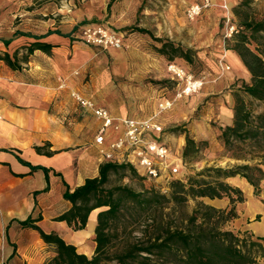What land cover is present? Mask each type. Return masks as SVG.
I'll return each mask as SVG.
<instances>
[{
    "label": "crops",
    "instance_id": "1",
    "mask_svg": "<svg viewBox=\"0 0 264 264\" xmlns=\"http://www.w3.org/2000/svg\"><path fill=\"white\" fill-rule=\"evenodd\" d=\"M24 1L0 0V264H47L56 255L55 246L38 230L21 223L39 216L35 223L41 229L58 233L91 258L97 246L96 212L79 230L57 217L71 207L65 192L99 176L105 162L101 150H107L124 128H108L104 144H98L101 120L72 93L107 108L113 116L136 117L116 104L121 97L115 92L114 69L80 41L83 25L75 29L79 18L72 14L82 13L59 6L50 12L47 6ZM36 42L43 45L36 47ZM231 58L243 66L238 55ZM229 181L253 204L246 215L240 212L249 222L237 225L238 230L249 231L264 247V204L246 179L235 176ZM230 202L208 198L219 209Z\"/></svg>",
    "mask_w": 264,
    "mask_h": 264
},
{
    "label": "rangeland",
    "instance_id": "2",
    "mask_svg": "<svg viewBox=\"0 0 264 264\" xmlns=\"http://www.w3.org/2000/svg\"><path fill=\"white\" fill-rule=\"evenodd\" d=\"M32 2L35 6H47L50 12L58 6L69 13L80 11V17L72 14L79 18L76 26L104 23L120 33L124 45L119 49L95 46L83 39L80 41L94 49L96 59L106 60L110 69H114L115 92L121 97L115 100L116 104L119 102L123 105L131 117L146 118L157 114L158 121L164 127L160 139L172 150L178 171H166L158 178H151L141 167L128 162L136 173L123 180L113 176V183L122 181L138 191L152 188L169 195L171 180L187 182L190 177L199 176L209 167L258 164L264 172V141L254 146L250 141L232 139L227 147L220 135L222 127L233 124L238 106H244L252 115L264 112V101L253 98L242 87L243 83H251L254 75L238 51L231 49L240 44L242 37L239 34L244 31L248 38L241 46L248 47L264 61V31L254 33L244 25L245 22L264 21V0H210L209 6L196 15H191L189 10L194 5H202L205 0ZM165 42H172L188 53L190 61L180 56L170 60L160 51ZM167 50H171V47L168 46ZM232 54L238 55L246 71L232 60ZM246 59L255 64L250 54H246ZM172 66L182 75L172 71ZM189 76L203 81L202 87L193 93L185 92ZM167 100L172 102V106L162 110L160 105ZM114 118V129L117 131L121 127L117 128L119 120L123 117ZM188 136L195 144L184 157ZM254 175L257 177L260 173L255 171ZM236 177L243 178L239 175ZM226 181L232 185L229 178ZM250 186L254 196L264 204V175L258 188ZM234 196L237 198L238 195ZM201 200L209 204L208 197ZM230 204L225 210L234 205L237 217L228 222L226 228L245 232L238 230V226L245 225L246 219L248 223L249 218H241L240 212L246 215L253 207L252 202L244 198ZM195 205V200H189L186 210L190 212ZM95 212L97 214L99 210ZM166 212H170L169 208ZM104 264L116 263L111 261Z\"/></svg>",
    "mask_w": 264,
    "mask_h": 264
},
{
    "label": "trees",
    "instance_id": "3",
    "mask_svg": "<svg viewBox=\"0 0 264 264\" xmlns=\"http://www.w3.org/2000/svg\"><path fill=\"white\" fill-rule=\"evenodd\" d=\"M244 25L254 33L264 31V21L245 22ZM239 35L242 37L240 44L231 49L238 51L254 75L252 82L243 83L242 87L253 98L264 101L263 58L241 46L248 37L244 31ZM34 45L43 44L36 42ZM168 46L171 50H167ZM160 51L170 60L175 56L187 61L191 59L172 42H165ZM246 54L252 56L255 64L246 59ZM220 135L227 147L232 139L259 145L264 141V112L252 115L244 106H238L233 124L222 127ZM186 141L184 157L195 144L189 136ZM255 171L260 175L256 177ZM135 173L129 163L105 162L100 166L99 176L88 178L74 191L64 193L71 207L57 220L66 221L76 230L85 228L90 214L99 210L94 239L97 246L91 258L79 253L76 246L67 243L58 233L41 229L35 223L41 216L21 222L38 230L46 243L55 246L56 255L47 264H104L111 261L116 264H260V259L264 260L263 245L249 231L235 232L226 228L228 222L237 217L234 205L225 210L201 200L228 197L232 204L243 201V191L226 180L239 175L258 188L264 175L258 164L209 167L187 182L173 179L169 195L152 188L138 191L122 181L113 183V176L123 180ZM191 199L196 205L189 212L186 207ZM167 208L170 212H166Z\"/></svg>",
    "mask_w": 264,
    "mask_h": 264
},
{
    "label": "built area",
    "instance_id": "4",
    "mask_svg": "<svg viewBox=\"0 0 264 264\" xmlns=\"http://www.w3.org/2000/svg\"><path fill=\"white\" fill-rule=\"evenodd\" d=\"M210 0H205L202 5H194L189 10L191 15L200 14L202 9L209 6ZM81 38L92 45L103 48H122L124 45L123 36L99 23H87L82 26ZM172 71L181 76L182 72L172 66ZM187 93H193L200 89L203 85L202 80H195L192 76L187 78ZM73 97L81 104V106L92 110L93 114L102 122L100 131L96 136V142L100 145L104 144L105 132L108 128L116 126L114 116L105 107L96 106L89 99L84 98L80 93H72ZM172 106V102L167 100L161 103V109H168ZM157 114H153L146 118H122L119 120L117 128H124L123 135L112 140L107 150L102 149L101 153L105 161L131 163L137 167H141L145 173L151 178H158L164 172H177L178 164L173 159L172 150L168 145L160 139L164 127L158 121ZM3 115L0 113V122Z\"/></svg>",
    "mask_w": 264,
    "mask_h": 264
}]
</instances>
